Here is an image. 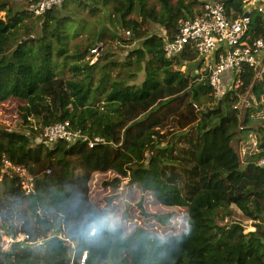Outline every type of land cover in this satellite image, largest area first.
<instances>
[{"label":"trees","instance_id":"16d2710c","mask_svg":"<svg viewBox=\"0 0 264 264\" xmlns=\"http://www.w3.org/2000/svg\"><path fill=\"white\" fill-rule=\"evenodd\" d=\"M39 1L0 0V104L16 100L20 124L0 127V168L6 155L35 176L31 194L18 179L0 180V228L30 236L2 250L0 232V264H80L84 250L86 264H264V59L245 65L239 88L217 96L206 68L182 69L203 67L198 51L188 46L169 60L159 37L175 38L206 0H65L36 17L30 10ZM209 1L223 3L232 19L244 13L243 0ZM250 17L249 38H264L262 15ZM63 122L86 139H42ZM96 137L105 143L90 148ZM234 140L248 147L245 159ZM99 169L118 175L107 186L128 177L158 203L186 207L189 227L165 238L102 219L90 195ZM231 205L254 230L224 222ZM60 232L76 243L74 260Z\"/></svg>","mask_w":264,"mask_h":264},{"label":"built area","instance_id":"2783aa9c","mask_svg":"<svg viewBox=\"0 0 264 264\" xmlns=\"http://www.w3.org/2000/svg\"><path fill=\"white\" fill-rule=\"evenodd\" d=\"M64 1L40 0L30 11L36 17L42 16L49 9L62 4ZM243 1V11L248 13V15L243 13L238 18L232 19L227 15L223 3L206 0L200 15L180 21L179 30L175 38L169 39L164 32L159 34V37L164 41L165 56L169 60H173L182 54L188 46H192L198 51L200 57L207 62V74L212 90L217 96L224 94L228 87L230 89L240 87L245 65L258 68L261 63V54L264 52V38L260 37L251 40L248 32L251 24L250 14L252 12L257 11L264 19V0ZM92 52L95 55H100L102 49L95 48ZM213 55L217 58L215 63L210 62V58ZM42 139L52 145L61 140L72 144L86 138L81 133L75 132L70 127L69 122H63L47 127ZM103 143H105L103 138L96 137L90 140L88 145L92 148ZM1 162L0 180L5 178L18 179L26 193L35 192V176L25 165L12 162L6 155H3ZM260 163L264 164V160H261ZM51 172L50 168L47 169V173ZM94 233L95 229H92L90 235ZM61 237L73 247L72 260H74L76 243L67 238L64 233ZM29 239V235L19 232L16 237L10 235L8 239L4 240L5 242L2 240L1 248L2 250H8L13 242L25 243ZM39 242L36 241L34 243ZM87 258L88 250H84L80 256L79 263L86 264Z\"/></svg>","mask_w":264,"mask_h":264},{"label":"rangeland","instance_id":"374dc122","mask_svg":"<svg viewBox=\"0 0 264 264\" xmlns=\"http://www.w3.org/2000/svg\"><path fill=\"white\" fill-rule=\"evenodd\" d=\"M150 1L155 2L154 0ZM199 6L200 5H198V7ZM199 8H201V6ZM27 13H30V11ZM25 14H23L25 20H35L34 16L31 17ZM1 15L5 16V12H2ZM152 27H156V25ZM112 44L117 57L119 59H124L123 54L118 48L119 42L113 41ZM100 49H102V47H100ZM261 66L262 64H260L259 67ZM182 69L191 72L192 74H196L203 72L204 66L197 68L193 63L186 67L183 66ZM17 106L18 102L16 100H8L0 104V127H5L9 130H20L18 126L20 124ZM257 126L259 125L257 124ZM255 138L256 135L250 137L252 144L256 142ZM232 145L241 159H245L248 154V152H246L248 147L245 146L246 144H244V141L242 140L240 142L234 140ZM116 176L118 175L112 170L99 169L94 171L90 181L91 200L98 209H101L108 216L111 224L122 227L127 233H131L136 227H143L160 237H162L160 232H166L172 235L181 233L189 227V215L186 207H167L158 203L154 195L142 192L135 183H129L128 177L122 176L121 183L118 187L107 186L104 184L105 181H112ZM205 195L206 196H204L203 199L211 196H209V194ZM122 205L124 207H121ZM231 208L233 210L232 216H225L224 222L227 220L241 221L246 232L255 229L253 221L244 220L241 211L234 205H231ZM225 212L226 210L223 208H219L217 211L216 218L220 224ZM112 213H115L116 215H113ZM166 214H170V216L168 222L164 223L161 220L163 219L162 216ZM117 216L121 217V219H117ZM160 216L161 219L159 218ZM0 232L3 233V241L10 237L9 234L2 231V227L0 228ZM61 235H63V233H61ZM34 244H41V241Z\"/></svg>","mask_w":264,"mask_h":264},{"label":"crops","instance_id":"0c3cea01","mask_svg":"<svg viewBox=\"0 0 264 264\" xmlns=\"http://www.w3.org/2000/svg\"><path fill=\"white\" fill-rule=\"evenodd\" d=\"M263 55H264V52H262V54H261V56H262V58L260 59V61L262 62L263 61V59H264V57H263ZM213 57H214V55L210 58V62L212 63V59H213ZM203 60V59H202ZM203 66H204V68H207V62H205L204 60H203Z\"/></svg>","mask_w":264,"mask_h":264},{"label":"clouds","instance_id":"9594fccd","mask_svg":"<svg viewBox=\"0 0 264 264\" xmlns=\"http://www.w3.org/2000/svg\"><path fill=\"white\" fill-rule=\"evenodd\" d=\"M121 207H124L123 205ZM113 215H116L115 213H112ZM117 219H121V217L117 216ZM160 235L162 237H168L170 234L169 233H166V232H160Z\"/></svg>","mask_w":264,"mask_h":264},{"label":"water","instance_id":"95a60500","mask_svg":"<svg viewBox=\"0 0 264 264\" xmlns=\"http://www.w3.org/2000/svg\"><path fill=\"white\" fill-rule=\"evenodd\" d=\"M235 3H236L238 6H240V3H239V2L235 1ZM242 9H243V7H242ZM244 15H248V13H244Z\"/></svg>","mask_w":264,"mask_h":264},{"label":"snow or ice","instance_id":"6c2138e0","mask_svg":"<svg viewBox=\"0 0 264 264\" xmlns=\"http://www.w3.org/2000/svg\"><path fill=\"white\" fill-rule=\"evenodd\" d=\"M102 219H104V220H108V218H107V217H103Z\"/></svg>","mask_w":264,"mask_h":264}]
</instances>
